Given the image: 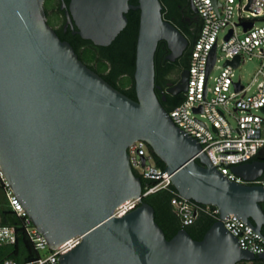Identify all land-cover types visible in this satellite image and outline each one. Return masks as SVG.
<instances>
[{
  "label": "water",
  "instance_id": "obj_1",
  "mask_svg": "<svg viewBox=\"0 0 264 264\" xmlns=\"http://www.w3.org/2000/svg\"><path fill=\"white\" fill-rule=\"evenodd\" d=\"M129 1L72 0V12L83 39L108 47L125 29L129 10L140 11L137 100L59 37L47 23L45 0H0V163L7 180L51 249L83 236L60 264H264V255L242 249L222 221L235 214L264 238V185L252 184L263 177L264 158L232 167L246 183L231 181L174 123L162 104L165 93L161 99L156 93L155 55L165 41L166 59L175 62L189 42L164 20L160 0ZM232 64L238 67L240 58ZM188 80L186 70L179 88L167 93H185ZM137 141L165 163L181 196L220 209L221 220L203 239L185 228L167 239L130 162L128 149ZM132 199L140 205L116 217Z\"/></svg>",
  "mask_w": 264,
  "mask_h": 264
},
{
  "label": "built area",
  "instance_id": "obj_2",
  "mask_svg": "<svg viewBox=\"0 0 264 264\" xmlns=\"http://www.w3.org/2000/svg\"><path fill=\"white\" fill-rule=\"evenodd\" d=\"M202 19V27L191 53L189 80L184 100L169 112L174 123L195 138L212 165L229 180L246 183L232 167L253 162L264 151V64L246 86L235 79V72L247 60L264 59V0H192ZM219 4V6L217 5ZM252 24V27L249 26ZM215 63L209 72L213 51ZM240 58V64H232ZM218 63H223L211 84ZM242 87L240 90L237 84ZM257 83L256 89L252 86ZM149 145L137 141L128 149L133 170L147 182L142 199L173 186L171 176L156 164ZM151 180L158 183L152 185ZM252 184L264 185L262 180ZM0 187L12 210L24 220V226L34 248L40 253L36 260L21 263L13 258L0 259V264H60V258L79 246L83 236L70 238L51 249L48 238L30 218L21 198L12 189L0 163ZM172 205L184 227L195 223L199 215L207 214L220 221V209L197 203L172 190ZM140 205V199L121 204L114 215L123 217ZM226 229L238 238L242 249L264 255V238L235 214L223 220ZM16 227L0 223V249L15 245ZM46 252L45 254H41ZM264 263V260H263Z\"/></svg>",
  "mask_w": 264,
  "mask_h": 264
},
{
  "label": "trees",
  "instance_id": "obj_3",
  "mask_svg": "<svg viewBox=\"0 0 264 264\" xmlns=\"http://www.w3.org/2000/svg\"><path fill=\"white\" fill-rule=\"evenodd\" d=\"M163 8L164 20L172 23L175 26L174 16L177 12V0H160ZM134 3H138V0H133ZM130 25L128 29L119 35L116 40L108 47H95L91 46L83 54L79 51L81 44L73 43L74 49L79 58L88 65L91 69L101 75L106 81H108L115 88L122 91L124 94L132 99L137 100L135 90V64H136V47L140 23V13L133 11L130 16ZM176 27V26H175ZM177 28V27H176ZM201 27L195 34L191 50H190V62L191 53L195 42L199 36ZM167 53V43L161 41L159 43L156 55H155V69H156V85L164 86L166 67H164L165 55ZM158 97L161 99L163 93L156 89ZM167 97L166 102H162L163 106L168 112L178 106L185 98V95L176 97L170 93H165ZM150 152L153 154L156 164L159 168L165 170V163L155 155L151 148ZM264 158V151H262L256 159ZM255 159V160H256ZM253 160V161H255ZM135 174L142 179L143 189H145L147 182L134 170ZM264 182V176L260 179ZM154 185L158 183L157 180L149 181ZM170 189L175 190L174 186ZM170 189H162L154 194L145 197L143 200L149 203L155 209V220L164 230L168 240L172 239L178 231L185 228L189 234L195 240L203 239L205 233L216 222L211 216L207 214H201L191 226L184 227L182 219L178 212L172 205V199L174 194ZM264 210V203H262ZM0 223L3 225H11L16 227L18 232V240L15 245L6 246L0 249V259L13 258L21 263L29 262L38 259L41 255L34 248V245L27 235L24 220L19 217L11 208L8 198L6 197L3 189L0 187ZM264 235V227L262 229Z\"/></svg>",
  "mask_w": 264,
  "mask_h": 264
},
{
  "label": "flooded vegetation",
  "instance_id": "obj_4",
  "mask_svg": "<svg viewBox=\"0 0 264 264\" xmlns=\"http://www.w3.org/2000/svg\"><path fill=\"white\" fill-rule=\"evenodd\" d=\"M130 4L137 5L133 0L129 1ZM163 6V5H162ZM45 12L47 16V23L56 31L59 37L63 41L69 42L73 47V43L81 44L79 51L83 54L91 46L99 47L95 45L91 40H86L79 34V27L74 20L72 12V0H45L44 2ZM164 8V6H163ZM134 10H129L126 14L128 18V23L125 29L120 33H124L129 25V16ZM140 13V11H137ZM175 26L177 29L187 38L189 45L175 62H171L166 59L170 50L167 46V53L165 55L164 67H166L165 83L164 86L159 85V89L162 93L168 92L170 89L179 88V84L182 80L183 73L189 70L190 67V50L193 38L197 33L198 29L202 27V19L198 13L194 12L189 0H177V12L174 16ZM140 24V23H139ZM184 95L180 92L176 97H181ZM256 159L255 161L260 160ZM254 162V161H253ZM264 176V174H263ZM262 262L248 263L245 261L239 262L237 264H261Z\"/></svg>",
  "mask_w": 264,
  "mask_h": 264
},
{
  "label": "rangeland",
  "instance_id": "obj_5",
  "mask_svg": "<svg viewBox=\"0 0 264 264\" xmlns=\"http://www.w3.org/2000/svg\"><path fill=\"white\" fill-rule=\"evenodd\" d=\"M264 59L259 57H254L252 60H247V62L235 72V79H242L246 86L252 84L254 79L256 78L257 73L263 67ZM223 63H218L216 70L212 74L211 84H214V78L218 76L220 72V68ZM257 83L252 86V91L256 89ZM46 252H42L41 254H45Z\"/></svg>",
  "mask_w": 264,
  "mask_h": 264
}]
</instances>
